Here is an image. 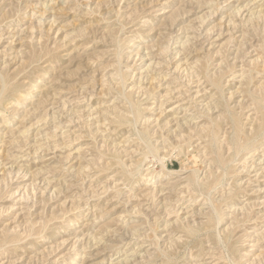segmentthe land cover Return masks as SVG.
Returning <instances> with one entry per match:
<instances>
[{"label": "rangeland", "instance_id": "374dc122", "mask_svg": "<svg viewBox=\"0 0 264 264\" xmlns=\"http://www.w3.org/2000/svg\"><path fill=\"white\" fill-rule=\"evenodd\" d=\"M0 264H264V0H0Z\"/></svg>", "mask_w": 264, "mask_h": 264}]
</instances>
